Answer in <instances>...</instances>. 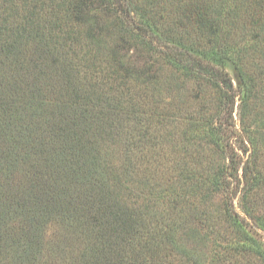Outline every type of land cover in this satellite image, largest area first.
<instances>
[{"label":"trees","instance_id":"trees-1","mask_svg":"<svg viewBox=\"0 0 264 264\" xmlns=\"http://www.w3.org/2000/svg\"><path fill=\"white\" fill-rule=\"evenodd\" d=\"M0 3V264H264V0L191 1L200 37L130 0Z\"/></svg>","mask_w":264,"mask_h":264},{"label":"rangeland","instance_id":"rangeland-1","mask_svg":"<svg viewBox=\"0 0 264 264\" xmlns=\"http://www.w3.org/2000/svg\"><path fill=\"white\" fill-rule=\"evenodd\" d=\"M22 1H25V0H15V2L18 5H23ZM130 1L132 5H135V8L139 9V11H144V9H146L148 11H153L156 17L158 18L161 17V20L158 21V27H159L160 32H164L165 34L164 36H168L170 34L172 35L173 32L175 34L177 33L178 36H181V35H184L186 32H189V35L187 37H200L195 30L196 29V25H195L196 15L192 14L191 18L187 19L185 16V13H186L185 8L188 7L189 5L191 6V1H194V2L199 1L201 3L205 2L207 3V5H209L210 3H213L215 0H182L181 4H179L180 0L179 1L178 0H130ZM0 7L2 8L1 3H0ZM1 8H0V12H2V9H3ZM113 8H114L113 10H115L116 13H114L113 14L114 16H111V18L120 16L123 18L125 23H129L131 25L137 24L138 21L136 17L134 16V13H131L130 15H128L129 13L126 12L125 15L123 16L122 14L117 12V9H120V6L118 3ZM240 21H243L242 17L237 19V24H239ZM232 34L233 35L231 36V38L233 40H237L241 38L237 29L234 30ZM111 37H118V35L117 34L115 36L112 35ZM151 55L150 56L145 55V57H147V59H150L152 57L154 60L161 58V54H151ZM140 63H143V62L140 61ZM227 71L233 81L235 93L239 95L241 93V90H240L241 80L239 79L238 75L232 68L228 67ZM188 87H189V90H188ZM188 87H187V90L184 92L185 97H183V101L187 102V104L191 103L192 106L197 105L198 102H196L192 96L195 93H197L198 85L197 83L191 81L189 82ZM238 98L239 97L237 96V103H236V110L234 113V118L237 123V128L239 129L240 126H239L238 117H237V109H238V104H239ZM174 143H176V140H174L173 142L170 141L169 144H166L167 151H165L166 156H165V159L163 160L164 161L163 165L155 169L157 170V172H155L154 178L158 179L157 181H159V183L164 186H167L170 184L173 185L175 181H177L178 179L179 172L177 170H174V166L171 163H173L174 159L178 158L174 152H180L181 148L178 145H174L173 147ZM238 183H239L238 181H233L232 190L234 191L233 192L234 196L232 198L233 199L232 205L235 207L237 211H240L239 198L241 196L240 194L241 186L239 187ZM216 201L217 199H215L212 202V204H216L217 203ZM259 235H260V239L262 243L264 244V232L259 231ZM55 263L60 264V256H57Z\"/></svg>","mask_w":264,"mask_h":264}]
</instances>
